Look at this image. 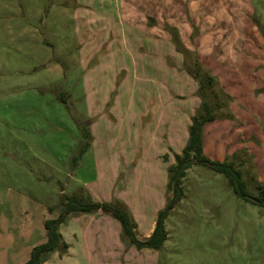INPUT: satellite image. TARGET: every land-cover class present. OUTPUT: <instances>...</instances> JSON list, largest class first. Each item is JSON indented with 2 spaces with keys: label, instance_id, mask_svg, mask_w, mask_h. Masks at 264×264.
<instances>
[{
  "label": "rangeland",
  "instance_id": "1",
  "mask_svg": "<svg viewBox=\"0 0 264 264\" xmlns=\"http://www.w3.org/2000/svg\"><path fill=\"white\" fill-rule=\"evenodd\" d=\"M186 71L213 79L201 100L217 118L233 103L244 110L229 129L206 128L207 141L213 150L222 140L219 157L256 197L264 0H0V264L28 261L64 197L120 202L137 238L152 235L175 198L169 169L202 111L201 84ZM181 191L162 249H139L111 214L83 213L59 226L68 250L44 264H264L261 205L204 164Z\"/></svg>",
  "mask_w": 264,
  "mask_h": 264
},
{
  "label": "trees",
  "instance_id": "2",
  "mask_svg": "<svg viewBox=\"0 0 264 264\" xmlns=\"http://www.w3.org/2000/svg\"><path fill=\"white\" fill-rule=\"evenodd\" d=\"M196 79L201 84L199 95L204 99L206 91L211 88L213 79L200 76L196 73ZM216 115L211 104L203 100L202 111L197 114L190 126L189 142L184 149L182 155H177V164L169 169L170 186L175 192V198L170 202L166 211L160 213L153 234L146 241H141L137 238L135 224L128 209L120 202L115 204L95 202L91 196L84 197L83 195H75L72 197H64L61 201L62 212L58 218L48 219L45 222L46 242L35 246L32 249L30 257L25 264H44L55 251L62 253L68 250V245L64 241L62 234L59 231V226L73 213H95L103 211L113 215L122 225L123 234L130 242L136 245L139 249L150 248L154 250L162 249L167 241L168 233L165 228V220L168 217L169 211L175 205L181 195V183L186 177L187 171L195 164H204L211 167L215 172L225 175L234 193L246 201L255 203L249 199L253 197L249 192L247 181L244 179L243 172L237 168L234 161H213L204 152L205 128L215 121ZM258 195L255 198L259 205L264 208V185L257 186Z\"/></svg>",
  "mask_w": 264,
  "mask_h": 264
},
{
  "label": "crops",
  "instance_id": "3",
  "mask_svg": "<svg viewBox=\"0 0 264 264\" xmlns=\"http://www.w3.org/2000/svg\"><path fill=\"white\" fill-rule=\"evenodd\" d=\"M187 75H189L193 80L195 79V81L197 82V79L195 78V76H191V74H190V71H186V76ZM232 92V96L233 97H235V93L233 94V91H231ZM200 98V104L202 103V100H201V97H199ZM198 102V101H197ZM195 103V102H194ZM199 103H197V105H198ZM235 103H233L232 105H231V111H230V113H227V116H226V118H224V119H219V118H217V116H216V119H215V121H213V122H211V123H209L207 126H206V128H208L209 126H211V127H223V128H227V129H229L231 126H233V123L231 122V117L233 116V114H235L236 112H238L239 113V110H240V108L235 104ZM196 105V108L198 107ZM199 108V107H198ZM238 110V111H234V110ZM232 111H233V113H232ZM235 112V113H234ZM243 112V113H242ZM195 113V110L193 111V116L195 115L194 114ZM251 113V117L252 118H255V117H257V115H259V114H256V112H250ZM258 113V112H257ZM215 114H216V111H215ZM230 114V115H229ZM237 114V113H236ZM242 114H244V110H241V112H240V114L238 115V116H236L237 118H240V119H242L244 116L242 115ZM195 117V116H194ZM193 121V120H192ZM192 125V124H191ZM190 125V126H191ZM221 127V128H222ZM205 128V140H204V152H205V154H206V156H208L209 155V152L210 153H213L214 154V156L216 155L217 156V158L216 157H209L211 160H213V161H220V162H224L225 161V159H223V158H220L219 156L222 154V152H223V150H224V146H223V143L221 144L220 142H222V140L221 139H217L216 141L218 142H216L217 143V145H218V147H216L215 149H213V150H210L209 148V142L207 141V133L206 132H208V129H206ZM217 137V136H216ZM102 211H98V212H95V213H92V214H103V213H101ZM80 214H83V213H73V214H70V215H80ZM109 214V213H108ZM113 216V215H112ZM114 217V216H113ZM136 230H137V228H136ZM135 230V231H136ZM153 232H154V230H153ZM153 234V233H152ZM47 236V235H46ZM151 237V233H149L148 235H147V237H146V240L147 239H149ZM47 239V238H46ZM145 240V241H146Z\"/></svg>",
  "mask_w": 264,
  "mask_h": 264
},
{
  "label": "water",
  "instance_id": "4",
  "mask_svg": "<svg viewBox=\"0 0 264 264\" xmlns=\"http://www.w3.org/2000/svg\"><path fill=\"white\" fill-rule=\"evenodd\" d=\"M249 199H250L251 201L255 202V203H258V201H257L255 198H253V197H249Z\"/></svg>",
  "mask_w": 264,
  "mask_h": 264
}]
</instances>
